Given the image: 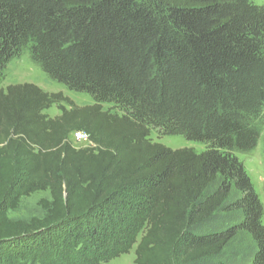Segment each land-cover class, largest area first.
Returning <instances> with one entry per match:
<instances>
[{"label": "trees", "instance_id": "1", "mask_svg": "<svg viewBox=\"0 0 264 264\" xmlns=\"http://www.w3.org/2000/svg\"><path fill=\"white\" fill-rule=\"evenodd\" d=\"M25 50L94 104L0 89V264H108L133 249L135 264H264V206L239 159L264 145V6L0 0V82ZM155 130L206 149L168 148ZM40 192L42 219L9 217Z\"/></svg>", "mask_w": 264, "mask_h": 264}, {"label": "rangeland", "instance_id": "2", "mask_svg": "<svg viewBox=\"0 0 264 264\" xmlns=\"http://www.w3.org/2000/svg\"><path fill=\"white\" fill-rule=\"evenodd\" d=\"M254 3L258 6H264V0H253ZM19 84H34L40 87L43 91L49 94H58L62 93L65 97L70 99L76 106L84 107L94 104V99L91 95L87 93H77L71 91L68 87L63 84H60L52 80L40 66L35 64L29 51H24L22 55L12 60L6 71L3 74L2 80L0 82V89H6L10 85H19ZM65 106V105H64ZM66 108H70L66 104ZM105 110H112V105H104ZM51 118H55L61 115L58 105H54L51 109L45 112ZM262 127L264 133V113L262 120ZM70 141L73 142V145L77 148H87L91 146V143L82 142L75 144L73 141V136L70 137ZM151 139L155 143L165 145L168 148L177 150L190 148L194 149L197 152H203L206 149V146L202 143H197L186 139L181 135L167 136L159 133L158 131H153L151 134ZM263 141V140H261ZM240 161L243 163L246 172L256 189V192L264 206V145L263 142H260L258 148L248 154L240 155ZM42 199H50V194L48 192H40L32 195L31 197L23 199L20 208L17 211H11L9 217L15 221H24L30 222L33 219H42L45 216L42 208L40 207V201ZM264 225V218H263ZM135 249H133L129 254L123 255L120 258H117L111 261L108 264H135ZM16 264H54L48 263L45 261H40V258L34 255L20 257L14 259Z\"/></svg>", "mask_w": 264, "mask_h": 264}, {"label": "built area", "instance_id": "3", "mask_svg": "<svg viewBox=\"0 0 264 264\" xmlns=\"http://www.w3.org/2000/svg\"><path fill=\"white\" fill-rule=\"evenodd\" d=\"M72 136L75 144H79L82 142H86V143L90 142L89 137L83 132H76Z\"/></svg>", "mask_w": 264, "mask_h": 264}]
</instances>
